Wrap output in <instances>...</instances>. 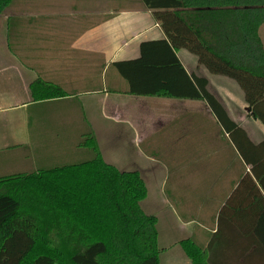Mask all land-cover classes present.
Returning a JSON list of instances; mask_svg holds the SVG:
<instances>
[{"label":"trees","instance_id":"obj_1","mask_svg":"<svg viewBox=\"0 0 264 264\" xmlns=\"http://www.w3.org/2000/svg\"><path fill=\"white\" fill-rule=\"evenodd\" d=\"M139 1L164 35L142 41L138 57L112 62L125 93L204 101L239 163L206 245L179 244L190 264H264V138L253 141L207 78L177 56L187 50L209 73L234 80L264 128V0ZM11 2L0 0V14ZM29 89L35 101L67 95L39 77ZM88 134L90 159L0 177V264H160L156 217L140 206L143 178L106 162Z\"/></svg>","mask_w":264,"mask_h":264},{"label":"crops","instance_id":"obj_2","mask_svg":"<svg viewBox=\"0 0 264 264\" xmlns=\"http://www.w3.org/2000/svg\"><path fill=\"white\" fill-rule=\"evenodd\" d=\"M30 3L32 4V0H21L15 7L24 8ZM74 7L76 9L70 10L73 13L63 17L64 21L58 24L59 26L51 25L55 18L49 15H36L37 11L33 13L34 7L21 9L13 14H5L6 8L0 14V22L5 24L0 27V154L5 155L7 161H10L9 158L21 157L27 167L34 165L38 158L37 152H40L39 147H42L45 142L42 140L45 135L40 129L42 119H58L60 122H56L55 125L62 128L68 125L74 126V129L76 128L74 133L78 137V105L81 110L80 115L82 117L84 115V118L92 122L94 127L92 133L95 136L99 132L92 115L121 121L130 129V133L132 132L133 138L129 143L138 145L140 150H143L142 145L151 143L148 142L150 135H160L169 129L174 118L184 114L186 116L195 114L196 100L157 99L125 93L126 82L111 65L114 61L138 57L139 45L142 41L163 37V31L151 10L145 8L140 1L134 5H131V1L114 5L108 0V5H100L98 8L88 6L84 12L80 11L85 9L78 10L77 6ZM178 51L177 56L186 71L206 77L208 89L211 91V79L214 78H209L199 68L203 66L197 63V59L195 65L190 66L188 63L185 65ZM38 77L61 86L67 95L35 101L29 87ZM139 99L142 105L133 109L130 103ZM148 100L152 102L158 100L160 102L154 103L159 105L169 102L171 110H154L152 103ZM125 102L131 109L130 112L127 110L126 116L123 111L116 109L124 108ZM198 102L202 108H207L206 112L203 110L199 115L205 114L206 117L214 119L208 105L204 101ZM221 103L223 104L222 100ZM149 104L151 107H148ZM180 106L186 109L176 111L175 108ZM116 114H120L119 117H115ZM120 117H124V120H116ZM150 118H154V121L152 122ZM65 119L70 121L66 122ZM174 140L179 142L177 137ZM76 142L78 145V139ZM158 143L155 144L158 145ZM27 161H30V165ZM16 166L18 167V163ZM2 170L9 171L2 172ZM7 173H12L10 162L7 167L0 169V174ZM235 176L237 178V175ZM231 181L226 179L223 183L222 189H226L225 195L221 200L217 199L218 203L214 208L212 219L204 217L208 215V210L198 202L196 206L200 212L197 218L202 224L198 227L201 228L190 229L188 226L193 220L179 218L180 229L185 231V235L173 239L165 245L166 248L188 237L193 238L197 244H200L197 242L200 240L201 246L206 245L215 231L216 215L232 187ZM182 199L179 198L178 201L182 202ZM190 205L182 202L179 208L183 210V207ZM208 223H211L210 230L205 229L203 225ZM160 227V231L159 226L157 227L158 244L162 238L168 240L162 223ZM180 260L184 264H190L185 256L184 258L182 256Z\"/></svg>","mask_w":264,"mask_h":264},{"label":"rangeland","instance_id":"obj_3","mask_svg":"<svg viewBox=\"0 0 264 264\" xmlns=\"http://www.w3.org/2000/svg\"><path fill=\"white\" fill-rule=\"evenodd\" d=\"M129 1H131V5L139 2V0H109L114 5ZM18 2H21V0H13L12 4L5 10V14H13L21 11V9L34 7L33 13L37 11L36 15H49L56 19L52 21V26H59L58 24L63 23L64 19L62 18L70 16L73 13L70 10L76 9L74 6H77L78 10L79 8L85 9L80 11L84 12L88 6L98 8L100 5H108V0H32V4L30 3L29 6L16 8L15 5ZM19 15L23 14L19 13ZM4 25L0 22V27ZM259 34L264 44V22L259 27ZM178 55L186 63L185 65L187 63L190 66L196 64V57L187 50L180 49ZM199 68L209 78H214L211 79V92L218 96L220 101H223L229 116L247 131L253 141L257 142L264 138L263 126L247 115L246 104L236 82L222 75L208 73L203 67ZM150 98L160 99V97ZM148 102L152 103L154 110H171L169 102H163L162 105L154 103L160 102L158 100H154V102L148 100ZM123 104L125 105L124 108L117 107L116 109L123 111L126 116L127 110L130 112L131 109L127 102ZM130 105L133 109H137L142 105V102L139 99V101L131 102ZM79 107L78 105V137L74 133L76 129H74V126L68 125V127L62 128L55 125L56 122H60L58 119H42L40 120V129L45 135L42 138L45 142L42 147H39L40 152H37L38 158L36 157L37 160L34 165L27 167L21 157L9 158L10 161H7L5 155L1 156L0 154V169L7 167L9 162L12 169V173L0 175L6 176L59 165L74 164L93 157L92 149L84 146V142L89 137L88 133L93 132L92 128L94 127L92 122L84 118V115L83 117L80 115L81 110ZM148 107H151V105L149 104ZM175 109L181 111L186 108L180 106V108ZM203 110L206 112L207 108H202L196 100L195 114L189 116L184 114L174 118L169 129H166L160 135L153 134L148 137L150 141H147L151 143L142 145L143 150H140L138 145L129 143L133 138L132 132L130 133V129L121 121L107 120L92 115L99 132L97 136L94 133L92 134L103 159L122 170L138 171L145 182L146 195L140 202L141 209L147 214L155 215L156 227L159 226L160 231V223H162L163 230L168 238V240L162 238L160 240L161 244H158L160 264H184L180 259H182V256L183 258L186 257V255L179 244L180 241L178 244L172 243L170 248L165 246L173 239L185 235V231L180 229L179 218H191L193 221L188 228L199 230L198 228L201 227L198 226L202 224L197 218L200 212V209L196 206L198 202L208 210V215L204 217H211L212 219L214 208L218 203L217 199L221 200L225 195L224 191L226 189H222L223 183L226 179L228 181L232 180V183L236 178L234 166L236 167L239 163L235 157V152L215 120L206 117L205 114L199 115ZM119 115L116 114L115 117H119ZM123 118H116V120H124ZM153 119L150 118L152 122ZM65 121L70 120L65 119ZM175 137L178 138L179 142L174 140ZM157 142H159L158 145L155 144ZM16 163H18V167ZM27 163L30 165V161H27ZM5 171L9 170H2V172ZM179 198H183L182 202L191 204L189 207L182 208L184 212H181L183 210L179 208L182 203L181 200V203L178 201ZM214 198L215 200H213ZM202 214H204V209H202ZM203 225L205 229L209 228L210 230L211 223ZM197 242L201 246L202 242L200 240Z\"/></svg>","mask_w":264,"mask_h":264}]
</instances>
